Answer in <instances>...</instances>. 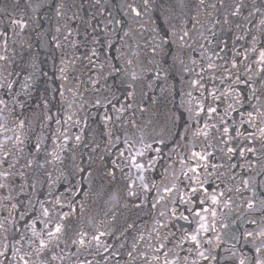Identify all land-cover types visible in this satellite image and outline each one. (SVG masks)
Wrapping results in <instances>:
<instances>
[{
    "label": "flooded vegetation",
    "instance_id": "flooded-vegetation-1",
    "mask_svg": "<svg viewBox=\"0 0 264 264\" xmlns=\"http://www.w3.org/2000/svg\"><path fill=\"white\" fill-rule=\"evenodd\" d=\"M0 136V264H261L264 0H0Z\"/></svg>",
    "mask_w": 264,
    "mask_h": 264
},
{
    "label": "rangeland",
    "instance_id": "rangeland-1",
    "mask_svg": "<svg viewBox=\"0 0 264 264\" xmlns=\"http://www.w3.org/2000/svg\"><path fill=\"white\" fill-rule=\"evenodd\" d=\"M14 54H15V52H14ZM11 61L15 64V60L13 61L12 59H11ZM17 62H19V63H22L23 62V56H17ZM74 88H78V86H76V87H74ZM74 109V111L76 110V109H78V107H74L73 108ZM69 116V113H67V114H65V118L66 117H68ZM58 117V116H57ZM123 133H122V136H118V137H112V143H113V145H115V147L116 146H120V145H122L124 142H126L127 140H128V138H129V135H128V133L126 132V131H122ZM5 135V134H4ZM41 135L42 134H37V136H38V138H37V141L39 140V139H42V137H41ZM6 136H8V138L9 137H13V136H15V137H17L18 136V134L16 133V134H13L12 132H9V133H6ZM3 137H5V136H0V139H2ZM44 137V141L48 144V140H47V137L46 136H43ZM48 137L50 138L51 137V135L49 134L48 135ZM28 138H30V137H28ZM121 139V140H120ZM12 145V144H11ZM56 142L54 141V143H53V145L51 146V149H52V151H55L56 152V155H57V157H61V156H63V153H65V150H66V148L64 149V150H62V148L61 147H57L56 148ZM42 148L43 149H45L44 148V146H42ZM41 148V150L44 152V150ZM66 151H68V150H66ZM28 152V151H27ZM118 153H116L114 156H116V157H120V155L121 154H119L120 153V151H117ZM45 153V152H44ZM33 159H35V160H38V158L39 157H32ZM88 168V167H87ZM86 168V169H87ZM42 169V167L41 168H39L38 169V171H37V175H39V174H41V176H44V174H46L45 173V170H41ZM82 170V167L80 166L79 167V172ZM88 171V170H87ZM93 173V171H88V173L86 174V176H90L91 174ZM82 173H79V178H80V175H81ZM94 174H95V171H94ZM1 190H3V194L1 193V195H0V214L2 213V212H4L6 209H8L7 207V204H9V201L11 200V199H9L8 198V196H12V197H14V195H18L19 194V192H20V190H17V189H13V187L12 186H10L9 187V185H7L6 183H5V181L3 180V182L1 183L0 182V192H1ZM75 191H77V190H75ZM63 194H66V193H63ZM217 196L219 197V198H221L222 199V197L223 196H220V194H218V195H214L213 196V199H216L217 198ZM34 201H35V198H34ZM35 203V202H34ZM38 205V204H37ZM204 217V216H203ZM2 224H4L3 226H2V228H5V229H7V228H10V224H11V227L13 226V222L11 221L10 223H8L7 221H2ZM12 230H14L15 231V229L14 228H12ZM14 234H15V232H14Z\"/></svg>",
    "mask_w": 264,
    "mask_h": 264
},
{
    "label": "snow or ice",
    "instance_id": "snow-or-ice-1",
    "mask_svg": "<svg viewBox=\"0 0 264 264\" xmlns=\"http://www.w3.org/2000/svg\"><path fill=\"white\" fill-rule=\"evenodd\" d=\"M60 231V228L59 227H57L56 228V232H59ZM49 235H54V233H49ZM43 246V245H42ZM261 264H264V262H261Z\"/></svg>",
    "mask_w": 264,
    "mask_h": 264
}]
</instances>
